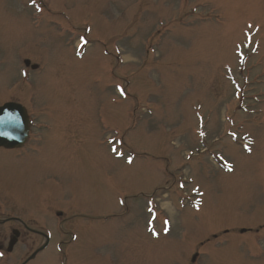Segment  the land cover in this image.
Here are the masks:
<instances>
[{"label":"rangeland","instance_id":"obj_1","mask_svg":"<svg viewBox=\"0 0 264 264\" xmlns=\"http://www.w3.org/2000/svg\"><path fill=\"white\" fill-rule=\"evenodd\" d=\"M25 60L45 198L27 165L0 193L62 212L44 261L264 264V0H0V64Z\"/></svg>","mask_w":264,"mask_h":264},{"label":"flooded vegetation","instance_id":"obj_2","mask_svg":"<svg viewBox=\"0 0 264 264\" xmlns=\"http://www.w3.org/2000/svg\"><path fill=\"white\" fill-rule=\"evenodd\" d=\"M5 65L1 66L0 64V185L13 183L10 182L9 176H4L6 171L9 173L16 167L21 168L27 165L26 176L29 177V180L33 179V183L29 186L26 185L24 191L31 197L30 191L27 190H31L34 184L39 198L44 199L45 195L39 186L41 177L38 170L44 167L43 163H46L48 134L52 131V128L47 126L46 119L54 113H48L47 107L38 102L37 94L41 87L31 84L30 73L34 72L31 68L32 65L26 67V70L19 75L18 81L15 71L11 72L10 70L12 65H6L8 70L5 69ZM56 117L55 113L53 118L55 121L58 119ZM18 178L20 179V174ZM11 186H7V194L16 187ZM2 189L0 187V192ZM1 196L0 193V264H9L18 249H23L25 252L24 255L17 258L20 261L19 264H48L42 259V256L52 243L58 249L68 246L70 241L65 243L64 240L59 239L66 235L59 231L62 224L59 223L58 218L62 216V212H56L57 218L49 224L48 215L53 217V214L48 213L45 206L47 202L43 206L40 199L42 204L33 209L35 215L31 213L28 219H24L12 215L8 208L3 210L5 196ZM42 212L44 213L42 214ZM41 259L43 263L40 262ZM55 264H69V261L63 253L62 262Z\"/></svg>","mask_w":264,"mask_h":264},{"label":"snow or ice","instance_id":"obj_3","mask_svg":"<svg viewBox=\"0 0 264 264\" xmlns=\"http://www.w3.org/2000/svg\"><path fill=\"white\" fill-rule=\"evenodd\" d=\"M228 167H229V170H231V166L229 165Z\"/></svg>","mask_w":264,"mask_h":264}]
</instances>
